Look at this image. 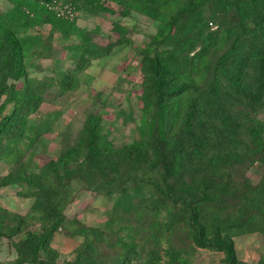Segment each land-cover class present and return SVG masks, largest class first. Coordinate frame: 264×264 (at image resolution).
<instances>
[{
  "label": "rangeland",
  "instance_id": "rangeland-1",
  "mask_svg": "<svg viewBox=\"0 0 264 264\" xmlns=\"http://www.w3.org/2000/svg\"><path fill=\"white\" fill-rule=\"evenodd\" d=\"M100 1L112 11L88 4L80 6L78 0H38L36 10L19 0H0V12L14 18L17 15L13 11L18 6L26 14L15 24L16 34L24 47L30 80L28 94L31 98L41 97L37 108L28 114L26 124H43L46 129L35 143L34 159L44 164L76 145L89 113L99 117L101 141L114 146L140 139L145 114L152 124L154 144L138 157L131 155L134 158L129 164L106 168L99 175L82 173L88 168L83 155L64 164L47 181L52 196L48 205L45 195L27 194L25 190L31 187L26 183H9L6 178L15 169L12 163L0 160V208L21 215L24 221L20 232L0 234V264H118L116 258L122 250L119 237H125L131 229L136 242H132L136 244L134 250L126 253V262L131 264H226L222 251L192 240L190 224L179 208L190 214L193 198L177 189L178 178L166 176L163 162L173 161L180 144L184 151L194 148L189 138L195 132L202 139L199 146H203L207 157L219 159L216 168H207L210 179L236 183V189L221 197L220 203L213 201L219 204L208 225L234 222L239 232L250 226L244 224L249 214L264 212V190L259 189L264 180V154L260 150L252 153L255 137L264 139V53L246 55L255 46L264 47V11L241 26L231 0H206L202 7L203 17L207 18L203 35L196 36L176 55L175 42L169 37L174 28L164 27L158 35L162 18L142 10V0ZM42 5L70 24H63L64 28L54 25L46 19ZM173 10L175 5L171 4L159 8L166 15ZM181 20L178 18L177 22ZM147 46L152 53L157 50L164 56H169L168 52L174 55L171 66L184 70L190 81L189 95L178 109L183 124L174 121L172 125V101L168 97L163 102L153 98L145 110L141 99V50ZM197 54L208 63L201 77L197 73L201 72L197 71L199 64L194 66L192 62V56ZM5 55L0 44V103L6 96L2 85L15 83L18 87L22 81L10 77L1 66ZM81 62H85L83 67ZM9 107L7 104L3 114ZM160 126L167 139L159 134ZM106 159L113 160L112 156ZM187 167L191 172L184 169L183 176L189 182L194 175H201L197 170L205 168V163L192 160ZM135 183L152 191L144 189L142 195H133L128 188ZM211 184L210 190L221 191ZM109 186L124 188L134 209L123 213V205L115 206L116 199L122 201L124 192L118 190L109 195ZM245 188L254 192V204L244 202ZM159 201L170 207L176 220L164 211L158 217L154 215L151 206ZM54 209L59 224L48 247L34 254L21 240L30 231L40 233L51 226L55 216L50 211ZM188 218L198 229L199 224ZM253 229L232 234L237 257L243 264H259L264 254V233ZM141 234L147 236L149 243L140 239ZM211 234L210 231L209 239Z\"/></svg>",
  "mask_w": 264,
  "mask_h": 264
},
{
  "label": "trees",
  "instance_id": "trees-1",
  "mask_svg": "<svg viewBox=\"0 0 264 264\" xmlns=\"http://www.w3.org/2000/svg\"><path fill=\"white\" fill-rule=\"evenodd\" d=\"M19 1L31 7L33 10H36L38 5V0ZM149 1L150 0H148V2L147 0H142L140 2L141 9L148 14H152V16L156 18H162L163 24L158 31V35L164 30V27L168 29L174 28V34H169V37L171 39L173 38L175 42L173 52L176 53V55L183 47L186 45L189 46L188 44L191 45L196 40V36L203 35L204 28L207 26V18L203 17L202 7L206 0H184L182 3H180L179 0H151V3H149ZM231 1L235 6L238 24L241 26L256 17L255 15L260 13L259 11H264V0ZM78 3L80 6L88 4L93 8L112 11L110 7L104 5L100 0H78ZM166 4L175 5V10L169 15H166L167 13L165 11L162 13L159 11L161 5ZM17 7L13 11V13L17 15L14 18H12V14L0 12V44L6 51V55L1 59V66L6 69L7 74L13 79L22 78L21 84L18 87L15 86V83H4L2 85V90L6 96L0 103V160L12 163L11 167L15 169L14 171L12 170L6 178L9 183H26L31 189L25 190V192L35 197L45 195L48 200L46 199V203H43L48 205L52 202V196L50 195L51 187L47 181L61 166L83 155V163L88 168L82 169V173H85V176H92L101 174L100 172H104V169L107 170L106 168L117 169L124 163L129 164V160L134 158L131 157V155L139 156V154L141 155L146 152L150 146L154 144L152 143V124L144 114L140 124V139L114 146L111 142L104 143L101 141L102 136L99 130V117L93 113H89L86 116L81 133L77 137L76 145L69 146L63 153L59 154L57 157H51L44 164H40L36 161L34 159L37 148L35 143L46 129L43 124H35L33 126H28L26 124L28 114L37 108L41 97L37 95L35 98H31L28 94V81L30 80L24 63V47L21 38L16 34L15 27V24L20 23L21 17L24 18L26 14L22 9ZM42 8L45 10L46 19H49L57 27L64 28L63 24H70L69 20L56 16L48 11L44 5H42ZM182 12H184L183 15L181 14ZM178 18H182L179 23L177 22ZM70 27L74 28L75 26ZM190 33L193 37L189 36L191 35ZM226 33L229 34L230 31L226 29ZM90 46L93 49L95 48L93 45ZM141 53V70L143 73V93L141 99L143 100L145 110L147 111L150 108L153 98L163 102V100L168 97L172 101L170 102L172 125H174V121L183 124L178 109L184 97L189 95V90L191 88L190 81L187 80L184 75V70L180 71L176 66H171V56L174 55L170 52H168L169 56L168 54L166 56L161 55V52L157 50L152 53L150 47L147 46L141 50ZM262 53H264V47L255 46V48H251L246 55L257 56ZM192 62H194V66L199 64L197 71L201 69V72H196L199 73L200 77L203 76V74L206 73L208 63L205 64L200 54L192 56ZM84 64L85 62H81L80 66L83 67ZM7 104H10V107L8 111L3 114V110L6 108ZM187 129H189L188 126ZM159 134L164 139H167L164 136L162 126L159 128ZM189 139L195 144L194 148H191L189 151H184L183 144H180L179 148L175 151L173 161L169 164L163 162L166 176L172 174V176L178 178L176 182L177 189H182V192H184L186 196L193 198V206L190 214H186L185 209L182 207L179 208V211L182 215H186L187 222L190 224L193 241L200 246L222 251L225 254L224 261L226 264H243L237 257L232 234L252 231L254 227L264 233V212L249 214L244 224L246 226L249 224L250 226L239 232L236 231L234 222L224 224V226L221 225V223L209 226L208 224L211 218L214 217L211 216L212 211L217 208L216 205L220 203L221 197H225L227 192L236 189V183H223L218 182L216 179H210L207 174V168H216L219 164V159L215 158L210 160L207 157L205 151L202 150L203 146H199V143L202 141L199 134L192 132L191 138ZM254 141L255 146L252 147V153L255 150H260L263 155V137L256 136ZM99 142L100 144L98 145ZM107 156H112L113 160L106 159ZM120 158L122 161H119ZM192 160L204 162L205 168H201V171L197 170V172L201 173L198 178L194 175L193 179L186 182L183 171L185 169L188 173L191 172L187 170L190 168L187 166L191 165ZM211 182L214 183L213 186L221 189V191L210 190L212 186ZM123 189L109 186L106 193L112 195V193L121 190V194H123ZM128 189L133 192V195H142L143 190L148 188H145L142 184L135 183ZM259 189L260 192L264 190V180ZM148 190L150 192L152 191L150 189ZM245 191L247 194H245L244 202L254 204V198L252 197V193L254 192L248 191L246 188ZM120 198H122V201L116 199L115 206L116 203L120 207L123 205L121 207L123 213L130 212L134 209L132 201L129 200L125 192ZM216 199L219 203L215 205L213 201ZM128 200L130 202H127ZM41 205L43 204L41 203L39 206L41 207ZM151 207L154 211V215L157 217L164 211L165 215L172 216L174 220L177 219L174 212L164 201L155 202ZM55 210L56 209L50 211L55 216L54 222L50 224L51 226L40 233L30 231L27 233V236L21 240V243L25 244L24 247H27L34 254H36L37 251L45 250L49 245L51 235L59 224V219L57 218V212ZM240 212H242L241 209ZM188 217H191L193 222L199 224L198 229L193 226ZM23 223L24 221L21 215L0 208V234L14 235L21 231ZM132 230L133 229L127 230L125 237H119L122 250L120 255L118 254L119 258H116V260L119 259L118 264H131V262H126L128 258V254L126 253L134 250L136 246V244H132V242H135V233ZM210 231L212 233L211 239L208 237ZM223 231L226 232V234H222ZM140 239L144 243H149V239L144 234H141ZM141 250H144V248H141ZM151 255H153L152 250L150 252V257ZM135 258L137 259L138 257ZM259 264H264V254L261 256Z\"/></svg>",
  "mask_w": 264,
  "mask_h": 264
}]
</instances>
